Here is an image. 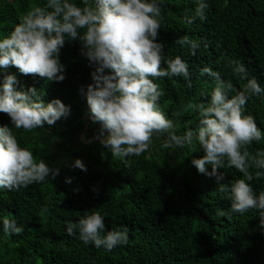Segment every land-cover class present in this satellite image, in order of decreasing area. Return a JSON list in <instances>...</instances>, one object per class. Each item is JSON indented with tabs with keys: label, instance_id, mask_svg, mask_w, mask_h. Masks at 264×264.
Returning <instances> with one entry per match:
<instances>
[{
	"label": "trees",
	"instance_id": "trees-1",
	"mask_svg": "<svg viewBox=\"0 0 264 264\" xmlns=\"http://www.w3.org/2000/svg\"><path fill=\"white\" fill-rule=\"evenodd\" d=\"M46 2L0 0V39L32 6ZM71 2L80 4V0ZM158 2L163 55L180 56L190 71V87L184 77L154 79L164 93L161 110L174 121L177 135L198 126L199 115L191 105L206 103L215 87V80L202 69L219 72L223 80L242 90L246 81L228 65L230 60H240L249 78L255 77L264 88V0H204L207 19L197 18L192 24L185 17L195 15L199 0ZM184 36L200 44L195 56L176 43ZM81 47L79 41H69L61 49L62 82L23 76L14 67L0 69V84L5 74H15L25 90L36 88L45 103L59 99L70 107L68 117L54 126L45 124L31 132L13 128L20 146L32 151L37 162L43 159L49 167L59 168V175L19 191L0 189V264H264L259 212L230 211V193L220 192L216 177L199 174L191 164L204 155L198 144L191 149H165L162 143L167 136H154L150 150L141 156L115 158L95 139L100 125L90 120L86 100L94 67L81 54ZM244 111L264 134V93L251 96ZM5 125L13 127L10 118L0 113V126ZM248 150L253 154L264 150V135ZM76 159L84 163L86 172L72 167ZM219 171L225 176L219 183L229 187L243 178L234 168ZM251 184L257 194L264 191V178ZM221 210L228 215H219ZM93 211L104 217L105 235L126 227L127 244L109 252L83 243L78 230L76 236L68 235L69 222L77 224ZM5 218L23 226V233L5 235Z\"/></svg>",
	"mask_w": 264,
	"mask_h": 264
},
{
	"label": "clouds",
	"instance_id": "clouds-1",
	"mask_svg": "<svg viewBox=\"0 0 264 264\" xmlns=\"http://www.w3.org/2000/svg\"><path fill=\"white\" fill-rule=\"evenodd\" d=\"M207 7L204 0H199L195 15L185 17V22L206 20ZM161 12L158 0H80V4L47 0L43 6H32L11 33L0 39V69L14 67L23 76L62 82L65 66L59 59L61 49L66 42L79 41L81 54L94 67L86 100L90 120L100 125L95 139L115 158L141 156L150 150L154 136H167L162 143L165 149H191L198 144L204 155L193 158L191 164L199 174L216 177L220 192L230 193L231 212L243 215L258 211V226L264 230V191L257 194L251 184L264 178V150L254 154L248 150L264 134L255 118L244 111L249 98L264 93V88L255 77L249 78L248 69L240 60H230L228 65L240 80L246 81L242 90L230 80H223L219 72L202 69L215 80V87L206 103L191 105L198 112V126L177 135L174 121L161 110L159 101L164 93L154 79L184 77L190 87V71L180 56L163 55L164 44L159 38ZM176 43L187 46L192 56L200 47L187 36ZM0 113L10 118L13 126H0V189L19 191L49 178L54 180L59 168L49 167L43 159L37 162L32 151L20 146L13 128L31 132L45 124L54 126L68 117L70 107L59 99L45 103L36 88L25 90L15 74H5L0 84ZM72 167L87 171L80 159ZM225 167L236 169L243 178L230 187L219 183L225 178L219 170ZM66 183H71V179H66ZM219 215L228 213L221 210ZM2 224L5 235L24 231L15 220L5 218ZM77 230L83 243L109 252L128 242L126 227L104 234L105 221L99 211L85 215L77 224H67L69 236H76Z\"/></svg>",
	"mask_w": 264,
	"mask_h": 264
}]
</instances>
